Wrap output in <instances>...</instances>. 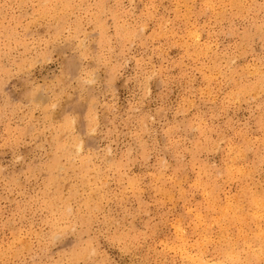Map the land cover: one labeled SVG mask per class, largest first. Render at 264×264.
I'll list each match as a JSON object with an SVG mask.
<instances>
[{
  "label": "rangeland",
  "instance_id": "374dc122",
  "mask_svg": "<svg viewBox=\"0 0 264 264\" xmlns=\"http://www.w3.org/2000/svg\"><path fill=\"white\" fill-rule=\"evenodd\" d=\"M189 2L200 5L205 0H0V83L8 85L11 98L6 105L0 96V264H30L34 259L67 264L82 257L91 264H198L208 256L224 258L216 249L221 226L215 213H203L207 223L198 226L179 193L176 199L157 203L165 194L157 193L151 186L152 177L146 174L143 199L122 192L126 178L121 176L118 161L133 140L130 133L124 135L127 129L121 128V135L113 137L115 143L91 141L93 157H76L71 149L60 148L64 135L51 122L45 123L42 108L37 106L40 101L37 105L27 102L33 82L51 84L62 65L80 64V55L66 40L65 31L79 25L80 40L95 54V59L84 63L94 68L100 61L105 78L115 70L122 72L115 81V96L105 91L97 96L102 117L112 120L104 108L113 99L121 111L134 101L135 81L127 78L135 76L139 60L142 72L155 73L150 82L154 92L164 87L170 104L195 108L189 118L204 117L209 122L208 135L214 136L215 128L223 127L229 119L234 125L258 128L261 0H215L228 5L227 11L221 8L209 14L197 7L191 10V22L187 23V10L181 9L178 18L176 5ZM233 4L237 7L232 8ZM192 33L199 34V41ZM40 95L47 104L51 93ZM152 107L154 110L155 104ZM72 108L87 111L78 94L64 97L57 110ZM165 116L185 121L183 113ZM119 119L117 116L115 126ZM194 129L195 125L185 133L186 146L199 139ZM20 136L26 142L15 154L3 147L5 138ZM109 147L113 155L107 162L97 158L96 148L107 152ZM226 147L217 141L215 151L202 152L195 171L191 153L184 154L186 187L199 175L200 182L216 188L224 200L236 192L237 185L259 189L264 177L260 160L264 145L243 138L228 157L233 174L218 176ZM174 156L171 150L163 154L172 168L176 166ZM204 161L207 163L202 166ZM151 171L138 159H133L129 169L130 174ZM10 172H24L20 188L12 183L6 187L5 177ZM202 200V194L196 193L188 208L197 207ZM17 209L26 211L13 215ZM243 227L248 237H253L260 230L259 220Z\"/></svg>",
  "mask_w": 264,
  "mask_h": 264
},
{
  "label": "snow or ice",
  "instance_id": "6c2138e0",
  "mask_svg": "<svg viewBox=\"0 0 264 264\" xmlns=\"http://www.w3.org/2000/svg\"><path fill=\"white\" fill-rule=\"evenodd\" d=\"M68 7H71V5H68ZM146 7L155 8V5H147ZM197 7L201 10L206 9L209 14H215L216 10L221 8L226 12L228 5L216 3L215 0H205L200 5L190 2L183 5L177 4L178 18L181 9H186L187 11L184 13L185 21L190 23L191 10ZM231 7L236 8L237 5L233 4ZM259 8L261 11L260 42L262 52L259 57L261 95L258 105L260 109V117L257 120L258 128L251 125H234L229 119L223 127L215 128L214 136L208 135L209 122L204 117L191 116L189 118V114L196 111L195 108L189 109L181 105L170 104L165 99L164 87H161L160 92H154L150 82L155 73L142 72L141 61L139 60L136 62L135 76L129 75L127 78L129 81H135L134 101L130 102L121 111L115 99H113V103L106 105L104 108V111L112 116V120H108V117H102L101 109L97 105V96L100 91H105L106 94L112 92L115 96V81L122 75V72L115 70L114 74H110L105 78L100 73V61L97 62L94 68L84 63L95 59V54L90 52L87 44L80 40L79 25L74 29L69 26L65 31L68 33L66 40L72 42L74 51L80 55V64L75 66L72 64L62 65L60 75L51 84L40 86L33 82L32 89L27 93V102L30 105H37V101H40L37 106L42 108V118L45 123L51 122L63 133L64 140L60 144V148L65 151L71 149L72 154L76 157H93V148L89 146L91 141L102 139L115 143L113 137L121 135V128L128 130L124 135L130 133L133 140L120 154L118 161L121 166V176L126 178L122 183L123 193L137 199H143L147 191L144 178L146 174L152 177L151 186L156 189L157 193L163 192L165 194L157 203L163 204L164 200L169 197L176 199V194L179 193V198L185 201V208L192 214L193 222L197 223L198 226L207 223V218L203 213L206 211L215 213L219 217L216 223L221 226L220 239L215 242L216 249L223 253L224 258L217 259L208 256L199 259L198 264H264V177H262L259 189H256L255 185L247 188L237 185L236 192L232 193L227 200L218 196L216 188H211L206 183L202 184L199 175L190 187H186L189 181L182 178V173L186 171V166L183 163V157L186 153H191L193 157L192 170L195 171V161L202 152L215 151L217 141L226 144V155L217 170V175L231 176L233 165L229 163L228 157L234 148L241 146L243 138H251L264 145V0H261ZM145 22H147V18H145ZM73 31L77 33L75 36L72 35ZM192 35L195 40L199 41L198 33H192ZM160 79L166 87L167 81L164 80L163 76ZM7 88L6 83H0V96L3 97L6 105L11 103V98L6 91ZM40 93H51V96L47 99V104L44 103ZM77 94L79 95V101L84 102L87 108L86 112L77 108L57 110L60 109L64 97ZM153 104H155L154 110ZM165 113H173L176 116L183 113L185 121L167 120ZM117 116L120 118L119 126H115ZM110 124L113 126H109ZM194 125V130L199 134V139L195 140L191 146H186L184 144V141L187 140L185 133L193 130ZM221 137L224 139L221 140ZM25 142L23 136L11 139L5 138L3 147L11 148L15 154ZM169 150L175 154V168H172L168 161L163 159V154ZM95 154L97 158H103L107 162L108 157L113 155V150L109 147L107 152H102L96 148ZM16 158L23 159L19 156ZM133 159H138L142 167H150L152 171L130 174L129 169ZM153 159L155 164H149V161ZM260 160L262 172H264V148L261 149ZM206 163L204 161L202 166ZM27 171L31 172L32 169ZM23 176L24 172L19 174L10 172L9 176L5 177L6 187L9 183H12L15 188H20V177ZM196 193H201L203 200L199 202L197 207L188 208L189 201ZM235 197H239V199L237 200ZM25 211V209H17L13 215ZM249 217L252 219L249 220ZM257 219L259 220L260 230L254 233L253 237H248L243 226L253 223ZM250 239L251 243L249 242ZM207 242L208 237L205 235L204 244L207 245ZM241 242L244 247H241ZM256 243L259 245L258 248L253 247V244ZM245 253H248V255H245ZM201 256H204L203 251H201ZM15 264H19V261ZM30 264H51V261L34 259ZM67 264H91V262L86 257H82L78 261H70ZM133 264H140V262L134 261Z\"/></svg>",
  "mask_w": 264,
  "mask_h": 264
},
{
  "label": "bare ground",
  "instance_id": "6f19581e",
  "mask_svg": "<svg viewBox=\"0 0 264 264\" xmlns=\"http://www.w3.org/2000/svg\"><path fill=\"white\" fill-rule=\"evenodd\" d=\"M239 43V42H238ZM234 96V95H233ZM200 257V256H199Z\"/></svg>",
  "mask_w": 264,
  "mask_h": 264
}]
</instances>
